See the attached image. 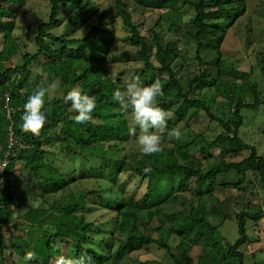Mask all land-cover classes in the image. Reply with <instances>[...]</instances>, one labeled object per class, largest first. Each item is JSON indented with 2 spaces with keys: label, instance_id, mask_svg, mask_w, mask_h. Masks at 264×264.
<instances>
[{
  "label": "trees",
  "instance_id": "16d2710c",
  "mask_svg": "<svg viewBox=\"0 0 264 264\" xmlns=\"http://www.w3.org/2000/svg\"><path fill=\"white\" fill-rule=\"evenodd\" d=\"M41 1L49 16L35 28V49L26 51L12 34L26 0H0V168L6 163L0 169V264H6L7 252L23 258L34 245L40 253L34 252L27 264H49L62 246L71 247L73 257L85 253L89 264H246L239 251L248 243L245 221L258 222L264 209L251 212L254 205L249 204L236 214L239 237L223 245L219 225L209 222L216 209L207 206L219 201L212 182L235 175L242 181L223 186L234 189L233 199L253 196L249 192L254 188L256 199H263L258 207H264V156L239 137L241 111L264 104V94L260 83L224 67L222 50L228 37L241 54L249 49L244 46H254L247 1ZM61 24L83 30V37L51 33ZM118 41L132 58L120 61L112 53ZM251 52L264 76V53L255 47ZM14 57L22 63L13 65ZM35 63H40V73L32 70ZM113 64L116 70H111ZM134 76L145 86L156 80L163 85L158 106L167 114V127L162 151L150 156L132 151L129 121L112 99L113 91ZM53 80L58 85L45 97L47 122L38 135L22 132L27 96ZM73 87L96 99L93 119L85 124H75L70 103L63 102ZM209 95L212 102L229 104L226 119L214 116L205 102ZM184 107L206 116L207 122L185 119ZM212 122L221 130L208 140L207 131L216 133ZM173 129L181 139L166 141ZM50 152L61 154L68 168L52 165L46 159ZM88 161L99 165L87 166ZM119 176L138 182L134 188L127 181L119 184ZM156 181L169 183L168 190L155 191ZM89 206L114 216L88 221ZM150 249L163 251V258L133 256Z\"/></svg>",
  "mask_w": 264,
  "mask_h": 264
},
{
  "label": "rangeland",
  "instance_id": "374dc122",
  "mask_svg": "<svg viewBox=\"0 0 264 264\" xmlns=\"http://www.w3.org/2000/svg\"><path fill=\"white\" fill-rule=\"evenodd\" d=\"M247 1V11L249 14L252 15V29L254 31V42L252 43L258 50L262 51L264 53V36L261 34V32L264 30V0H246ZM7 7H17L12 4H6ZM184 13L186 14V17L192 16V11L183 8ZM49 16V7L46 2L41 0H26L25 5L21 7L15 18V29L13 30L12 34L14 37L17 38V41L21 46L26 45L24 50L33 51L35 49L33 40L36 36V27L39 23L42 21H46ZM51 33L60 35L68 34V36H81L80 32H76L72 27L66 26L65 24H61L60 26L53 27L51 30ZM86 31V28H85ZM84 33V32H83ZM242 42H245L246 37L242 36ZM241 43V42H240ZM243 45V43H241ZM235 40L228 37L224 41L222 45L223 50V58H224V67L226 69H233L238 70L237 74L239 77H245L250 78L254 80V82L260 83L259 91L261 94H264V76L261 72V68H257L256 63L254 61V58L252 57L253 52H251L252 46H244V48H249L248 50L245 49V53L241 54L239 47H236ZM252 47V48H250ZM1 48V47H0ZM242 49V47H240ZM112 53L116 54L118 59L120 61H125L127 59L132 58L131 51L127 50L126 48L122 47L121 42L115 43V45L112 47ZM129 51V52H128ZM113 54V55H114ZM42 61H44L43 58H40ZM22 61H20L19 57L12 58V64L13 65H19ZM8 65L7 63L5 64ZM117 64H113L111 66V70H116ZM32 70L34 73H40V63H35L32 66ZM46 77L44 78V80ZM37 79L35 77L32 78V82L36 83ZM58 83L56 80H53L51 84ZM58 85V84H57ZM213 96L209 95L206 97L205 102L207 105L211 107V111L214 113V116L220 117L223 119H226V113L229 111V104L221 99L214 100L212 102ZM181 114H183V117L187 120L193 121H199L206 123L207 118L206 116H203L194 110L186 109L185 107L182 108ZM241 115L243 117V124L239 130V137L241 141L249 146L254 147L258 154L260 156H264V104L259 106L256 109H243L241 111ZM197 125V126H196ZM195 127H198V124H196ZM210 127L214 129L216 133H212L210 131H207L205 133V137L208 138V140H212L215 136V134H218L221 130L219 126H217L216 122H212L210 124ZM170 139L175 140V138H171L168 136L166 141H169ZM130 147L133 149V152H139L135 142H132L130 144ZM129 147V148H130ZM199 156V155H197ZM246 156V155H244ZM52 165H54L57 168H68V164H62V155L56 154V153H48L46 158ZM98 159V158H94ZM200 161V159L198 160ZM67 162V161H66ZM69 162V161H68ZM67 162V163H68ZM87 166H92L93 164L98 166L99 163L93 162H86ZM64 165V166H63ZM119 176L118 177V183L123 184L125 181L128 182V184L134 188L135 184L138 182V179ZM251 180L254 181V184L257 186V182L251 177ZM242 177L240 176H229V177H222L216 179L214 182H212V186L214 187V193L215 196L219 199V201H212L213 204L209 203L207 208L211 210L210 208H215L218 214H215L216 211L213 212L214 215H210L209 222L212 224H218V230L217 234L220 240L222 241L223 245H231L238 239V228H237V221H236V214L241 212L243 209H246V206L249 204L254 205L253 211L251 212H257L261 209H264L263 205L261 207H258L260 203L262 204L263 199L259 200L258 193L254 188L250 189L249 193H254V195L248 194L247 196H242L239 199H233L234 195V189L223 187L225 185H232L237 182H241ZM172 183V182H171ZM125 184V183H124ZM169 183L165 181H156L154 183V188H156L155 191H167L168 190ZM193 185V182H192ZM129 186V188H131ZM259 188V193H263V190ZM139 189L136 191L138 192ZM258 200H257V199ZM258 207V208H257ZM205 207V210H207ZM212 211V210H211ZM86 217L88 221L91 222H101V221H109L111 217L114 216L112 212L101 210L96 207L89 206L88 210L86 211ZM245 228L248 236V243L244 246H242L239 251L244 255V262L246 264H253V263H260L264 264V217H262L258 222L254 223L253 220L247 219L245 221ZM17 244L24 245L23 241L21 239L15 240ZM100 240L98 239V243L100 244ZM97 244V243H96ZM32 248L33 252L36 254L40 253L41 248L38 245H34ZM136 254H140L141 260L146 259H158L163 258L164 252L158 249H150L148 252H144V250H141L138 253L133 254L135 256ZM60 255H66L69 257H73V251L71 247H61L60 253L57 254V256ZM193 260H196V255L193 257ZM194 262V261H193ZM28 263V262H27ZM6 264H25V257H20L17 255L10 256L8 255V252L6 254ZM195 264V262H194Z\"/></svg>",
  "mask_w": 264,
  "mask_h": 264
},
{
  "label": "clouds",
  "instance_id": "9594fccd",
  "mask_svg": "<svg viewBox=\"0 0 264 264\" xmlns=\"http://www.w3.org/2000/svg\"><path fill=\"white\" fill-rule=\"evenodd\" d=\"M81 38L83 30H79ZM53 83L47 87L36 88L27 96L23 105L20 130L25 133L38 135L47 118L45 115V97L56 89ZM163 96V85L159 80L150 85H143L139 77L129 79L123 88L113 91L112 99L119 106V111L129 121L128 134L142 156H150L162 151V133L167 127V114L158 106V98ZM63 102L71 105L70 110L75 113L70 119L77 125L85 124L93 119L92 113L96 109L94 96L86 95L79 87H73L63 96ZM169 135L177 140L181 139V132L173 129ZM2 183V181H0ZM35 259L34 252H27L25 264ZM90 258L85 253L79 257L66 255L57 256L49 264H89Z\"/></svg>",
  "mask_w": 264,
  "mask_h": 264
},
{
  "label": "built area",
  "instance_id": "2783aa9c",
  "mask_svg": "<svg viewBox=\"0 0 264 264\" xmlns=\"http://www.w3.org/2000/svg\"><path fill=\"white\" fill-rule=\"evenodd\" d=\"M12 138L10 137V139H9V145H8V147H11L12 146ZM6 163L4 162V163H2V165H1V168L0 169H2V167L5 165ZM0 178L2 179V174H0Z\"/></svg>",
  "mask_w": 264,
  "mask_h": 264
}]
</instances>
